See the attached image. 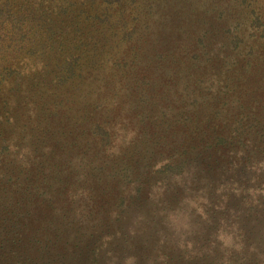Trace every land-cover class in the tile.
<instances>
[{
  "label": "rangeland",
  "instance_id": "374dc122",
  "mask_svg": "<svg viewBox=\"0 0 264 264\" xmlns=\"http://www.w3.org/2000/svg\"><path fill=\"white\" fill-rule=\"evenodd\" d=\"M262 72L264 0H0V188L45 218L33 264H264V130L235 102ZM212 118L244 132L216 177L199 147L160 171Z\"/></svg>",
  "mask_w": 264,
  "mask_h": 264
},
{
  "label": "trees",
  "instance_id": "16d2710c",
  "mask_svg": "<svg viewBox=\"0 0 264 264\" xmlns=\"http://www.w3.org/2000/svg\"><path fill=\"white\" fill-rule=\"evenodd\" d=\"M251 66L247 67L246 72L251 69ZM141 83L147 84L144 78H141ZM251 87L252 90H248V76L247 80L242 77L237 84L236 91L239 96L235 102L238 110H241L245 105H248L250 110L253 105L252 114L256 119L254 125L256 128L261 127V130H259L262 131L264 130V72L257 77ZM227 90H229L228 86ZM230 124L231 121L223 125L213 118L206 120L202 130L197 128L194 130L193 145L191 148L187 147V150H184L181 154L182 156L179 158H182V161L176 159L173 165H164L160 171L163 168H170L171 173H180L184 161L188 159V149L193 151L199 147L198 155L202 160L200 167L204 169L206 174L212 172L214 173L212 176L216 177L220 168H223L222 163H226L230 156L229 154L233 150L235 142L239 144L244 142L242 141L244 140V132H238L236 136L228 133L229 129L227 128ZM164 139L166 138L164 137ZM180 139L177 136L175 142L180 141ZM197 142H201V145L197 146ZM143 191L145 192L146 188L141 186L135 188V193L139 196ZM15 199V202L7 204L9 200L6 188H0V264H33L35 253L43 247V240L40 237L44 232L42 223L45 218L40 215L39 210L41 209L34 206L35 202L27 206V202H23L21 198ZM17 201H20L19 206ZM59 242L62 244L61 241ZM54 250L59 251L56 247Z\"/></svg>",
  "mask_w": 264,
  "mask_h": 264
}]
</instances>
